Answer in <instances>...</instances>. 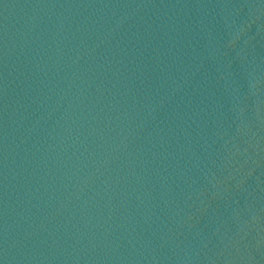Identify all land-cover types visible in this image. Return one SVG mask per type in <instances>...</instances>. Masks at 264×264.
Returning <instances> with one entry per match:
<instances>
[{
  "label": "water",
  "instance_id": "water-1",
  "mask_svg": "<svg viewBox=\"0 0 264 264\" xmlns=\"http://www.w3.org/2000/svg\"><path fill=\"white\" fill-rule=\"evenodd\" d=\"M0 264H264V0H0Z\"/></svg>",
  "mask_w": 264,
  "mask_h": 264
}]
</instances>
